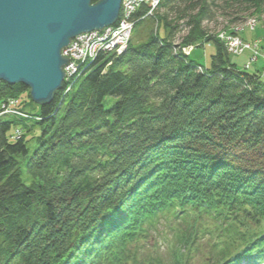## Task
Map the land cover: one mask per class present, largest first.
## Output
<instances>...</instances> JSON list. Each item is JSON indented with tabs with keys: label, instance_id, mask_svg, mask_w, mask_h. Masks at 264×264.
Segmentation results:
<instances>
[{
	"label": "trees",
	"instance_id": "trees-1",
	"mask_svg": "<svg viewBox=\"0 0 264 264\" xmlns=\"http://www.w3.org/2000/svg\"><path fill=\"white\" fill-rule=\"evenodd\" d=\"M209 15L207 0H163L124 54L81 63L44 106L0 81V106L31 115L0 118V264H196L201 250L264 264V64L231 63ZM179 42L215 53L203 65Z\"/></svg>",
	"mask_w": 264,
	"mask_h": 264
},
{
	"label": "water",
	"instance_id": "water-1",
	"mask_svg": "<svg viewBox=\"0 0 264 264\" xmlns=\"http://www.w3.org/2000/svg\"><path fill=\"white\" fill-rule=\"evenodd\" d=\"M122 0H0V81L22 84L38 105L63 88L62 50L79 34L117 22Z\"/></svg>",
	"mask_w": 264,
	"mask_h": 264
},
{
	"label": "rangeland",
	"instance_id": "rangeland-1",
	"mask_svg": "<svg viewBox=\"0 0 264 264\" xmlns=\"http://www.w3.org/2000/svg\"><path fill=\"white\" fill-rule=\"evenodd\" d=\"M122 1L124 2V0ZM186 4L189 5V2L187 1ZM207 5L209 7L210 15L207 16V18L203 21V27L208 31L209 34H218L219 38L222 39V41L226 44V47L228 46L227 50L230 55L231 63L236 64V67L238 69L248 70L251 72H253L258 67L257 65L264 64V0H207ZM143 8H146V7H143ZM153 11L154 10H150V11H147V13L152 14ZM163 12L164 10L162 11V13ZM194 13L195 12H193L192 14ZM130 18L131 20L129 21L134 23L133 29L135 30L136 25L139 21L136 20V18L134 17V14H132ZM122 19H123V13H122L121 19L118 18L117 22L113 25H110L109 27L110 28L119 27ZM181 23L183 25L184 22L182 21ZM109 27L106 26L101 30L106 31V29H108ZM156 27H157V24H156ZM232 29L237 31L235 36L239 34L243 36V39L240 37L232 36L230 34V30ZM165 30L166 29L164 28L161 29L160 35L162 37L166 35ZM93 31H97V30H93ZM186 33H187V30H184L181 36L183 37V35H185ZM132 36L128 37L127 47L124 50V52L121 54H124L127 51L129 44L131 42ZM234 38H237L239 40L237 39L235 40ZM248 40L249 41L256 40L257 43H259L260 46L263 47V49L260 50L253 45H251L250 47L244 46V44L250 43L248 42ZM179 41H181V38L179 39ZM235 41H237V43H240L239 47L235 45ZM71 42L69 43L68 46L71 45ZM181 45L182 46L180 47L178 44L179 49L177 51L181 50L179 54H184L186 56H193L203 65H207L210 61L211 54L215 53V47L212 42L196 43L193 45L191 44L190 45L181 44ZM186 45L189 46V50H192V46L194 47L192 50V54L190 55L186 54V50H188L187 47L182 48L183 46H186ZM68 46H66L64 49H66ZM110 53L114 54L115 52L111 51ZM200 69H203V68L201 67ZM73 77L74 76H72V78ZM29 94H30V90H29ZM13 99L14 100H12V97L8 98L7 102L5 103L10 104V106L12 107L11 109L14 111L8 112L7 111L8 108L6 104L2 103V105L0 106L1 108L0 117L3 115L5 117H8V116L21 117V118H25V116L27 117L26 114H29V112L23 113L24 110L20 108L21 106L19 105V99L17 98H13ZM17 108L19 109L18 113L16 112ZM27 131H28V127L24 129L22 127H17L13 131L14 132L13 138H20ZM32 133L34 135V134H37L38 131L36 130V132H32ZM166 225L167 224H162L160 226L159 231L155 233L156 238L154 239V241H152V242H155V240L157 239L158 245L162 252H165L168 249L169 250L172 249V246H175V244L177 243L176 231L174 230L172 233L171 229ZM149 246L152 248V250H154L155 247L153 245H149ZM207 256H208L207 251L201 250L196 255V260H194V262L196 264H202Z\"/></svg>",
	"mask_w": 264,
	"mask_h": 264
},
{
	"label": "built area",
	"instance_id": "built-area-1",
	"mask_svg": "<svg viewBox=\"0 0 264 264\" xmlns=\"http://www.w3.org/2000/svg\"><path fill=\"white\" fill-rule=\"evenodd\" d=\"M157 2L156 0H124L125 15L123 14L124 19L121 20L119 27H109L106 31H91L73 39L71 45L63 50L64 56H68L69 58V63L66 66L65 79L69 80L72 76L76 75L77 71H79L78 69L81 67V63H83L82 59H85V57H89L90 59L95 58L101 48L110 52H118V55L123 53L127 47L128 37L132 36L130 26L132 27L134 23L129 21L131 20V15L134 14L135 9L143 5H154ZM234 39L236 40L237 38ZM235 45L239 47L240 43L235 41ZM244 46L250 47L251 45L244 44Z\"/></svg>",
	"mask_w": 264,
	"mask_h": 264
},
{
	"label": "bare ground",
	"instance_id": "bare-ground-1",
	"mask_svg": "<svg viewBox=\"0 0 264 264\" xmlns=\"http://www.w3.org/2000/svg\"><path fill=\"white\" fill-rule=\"evenodd\" d=\"M158 0H156V2H157ZM162 1L163 0H160V1H158L157 3H154V5H143V6H141L140 8H137V9H135V11H134V17L136 18V20H138V21H140V20H143V19H145V18H147V17H153L154 15H156L157 14V12H158V10H159V8H160V6H161V3H162ZM143 7H146L145 9H146V12H145V14L144 15H142V16H138V17H136V15H137V13L138 12H140V9L142 8L143 9ZM150 10H154L153 11V13L152 14H148L147 13V11H150ZM122 13L125 15V13H124V5H123V1H122V4H121V10H120V15H119V18L121 19V17H122ZM124 19V18H123ZM109 27V26H108ZM136 28H137V25H136ZM130 29H131V32H132V34L131 35H133L134 34V29H133V26L131 27L130 26ZM233 30V29H232ZM234 31V33H231V31H230V34L232 35V36H235V34H236V30H233ZM232 31V32H233ZM91 32V31H90ZM87 33V32H86ZM82 34H84V33H82ZM79 35H81V34H79ZM79 35H77V37L79 36ZM235 37H240V38H242L243 39V36H241V35H236ZM75 38V37H74ZM73 38V39H74ZM72 39V40H73ZM222 40V39H221ZM246 40V39H245ZM248 42H250V43H247V44H250V45H253V46H255L256 48H258V49H260V50H262L263 49V47L262 46H260V44L259 43H257V41L256 40H254V41H249L248 40ZM179 44V46L181 47L182 45L180 44V42L178 43ZM190 45V44H189ZM191 45H193V44H191ZM226 45V44H225ZM184 47H187V49L189 50V46L188 45H186V46H183L182 48H184ZM193 46H192V50H193ZM179 48H178V46L176 47L175 46V48H174V52H177V53H179V52H181V50L180 51H177ZM227 49H228V46H227ZM64 50V49H63ZM63 50H62V55L64 56V53H63ZM186 50V54H188V55H190V54H192V50ZM98 54L99 55H101V54H103V55H108V54H113V53H110V51H107L106 49H103V48H101L100 49V51H99V53L97 52V55L95 56V58H89V57H85V59H82L83 60V64H86V63H88V62H94L95 61V59L98 57ZM115 55H118V52H115L114 53ZM68 60H69V58H68V56H65ZM86 62V63H85ZM66 66L64 67V70H65V74H66ZM81 68V67H80ZM201 68V67H200ZM79 71H77V74L80 76V74H83L84 73V71H80V69H78ZM76 74V75H77ZM68 81H66V80H64V83H63V88L61 89V90H63L64 89V86H65V84L67 83ZM61 90H59V91H61ZM12 100H14L13 98H12ZM32 100V99H31ZM33 101V100H32ZM7 102V101H6ZM34 102V101H33ZM6 104V106H7V108H8V112L9 111H14V110H12L11 108V106H10V104H8V103H5ZM34 104H36L35 102H34ZM37 105V104H36ZM41 106V105H40ZM18 111H19V109L17 108L16 109V112L18 113ZM27 113L28 111H23V113ZM27 115V117L25 116V118L24 119H26L27 120V122H29L30 120H31V115L29 116V114H26ZM3 117H5L4 115L3 116H1L0 118H3Z\"/></svg>",
	"mask_w": 264,
	"mask_h": 264
}]
</instances>
